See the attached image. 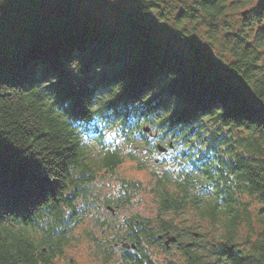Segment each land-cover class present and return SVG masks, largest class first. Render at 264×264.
<instances>
[{
    "label": "trees",
    "instance_id": "1",
    "mask_svg": "<svg viewBox=\"0 0 264 264\" xmlns=\"http://www.w3.org/2000/svg\"><path fill=\"white\" fill-rule=\"evenodd\" d=\"M84 1L0 0V264H73L66 252L78 226L96 247L139 244L165 227L187 233L186 219L175 221L187 200L196 220L224 230L220 249L200 257L196 245L179 248L170 264H264V0H185L172 21L154 15L153 0H131L132 8L92 0L109 9L99 19ZM100 111L128 148L142 121L160 139L194 135L196 150L206 132L205 157L192 161L205 180L166 170L141 193L120 196L109 184L104 193L97 176L116 173L123 159L110 140L97 157L83 140ZM145 197L157 218L101 217L105 202L130 210ZM42 223L37 238L29 228Z\"/></svg>",
    "mask_w": 264,
    "mask_h": 264
},
{
    "label": "rangeland",
    "instance_id": "2",
    "mask_svg": "<svg viewBox=\"0 0 264 264\" xmlns=\"http://www.w3.org/2000/svg\"><path fill=\"white\" fill-rule=\"evenodd\" d=\"M112 2H115L117 4H120L126 8H132L134 7V3L131 0H109ZM155 2V4H157V8L154 9V15H159L160 13H163V15L165 16L164 18L167 20V18L172 21L174 20V16L176 14V11L178 8L181 7V5L185 2V0H153ZM84 7L88 8L93 15L95 16L96 19L101 18L104 15H109V9L106 6H101V3L92 1V0H85L82 4ZM163 18V17H162ZM163 21V20H162ZM168 22L166 24H163L165 30L164 33L166 35H171L172 33H174L173 31V27L174 24L171 22ZM175 29V28H174ZM208 32V28L201 30V34ZM165 36V35H164ZM167 39L172 40L170 37L165 36ZM173 41V40H172ZM101 107V106H100ZM88 146L90 149H94L96 151L97 154L101 155V150L99 149L100 145L94 141H88ZM133 168H127L126 164H124L123 166H120L118 168V170L116 171V178H122L124 177V175L128 172V171H132ZM112 179L109 178V176L103 174H99L95 180V184L98 185L99 187L103 188V192L106 193L107 189L105 188V185H108L109 182ZM104 197L109 198L110 200H112V196L109 195H104ZM259 207V203L254 204V206L251 208V210L253 211V213L251 214V218H252V224L254 225V227H257L256 223H255V211L258 209ZM141 215L143 214H149L147 212H140ZM198 226L197 228L202 232V233H208L210 232V224L207 222H202V221H198ZM214 231V233L217 232V228L214 227V229L212 230ZM246 231V228H244V233ZM242 232L239 234V236H241ZM82 234H78L76 231L72 233L71 237L74 239L72 240V244H71V248H69L66 252V257L68 258V261L71 259V262L73 264H93L95 263V261H92V254L88 251V249H85L84 245H76V241H78L81 238ZM240 239V237H239ZM239 239H237L236 241L238 242ZM181 240V238H180ZM161 259V258H160ZM60 264H65V262H60Z\"/></svg>",
    "mask_w": 264,
    "mask_h": 264
},
{
    "label": "bare ground",
    "instance_id": "3",
    "mask_svg": "<svg viewBox=\"0 0 264 264\" xmlns=\"http://www.w3.org/2000/svg\"><path fill=\"white\" fill-rule=\"evenodd\" d=\"M174 238L177 239L176 236Z\"/></svg>",
    "mask_w": 264,
    "mask_h": 264
}]
</instances>
